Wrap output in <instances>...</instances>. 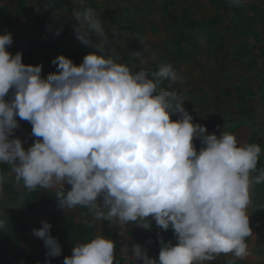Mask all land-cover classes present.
<instances>
[{
	"label": "clouds",
	"instance_id": "clouds-1",
	"mask_svg": "<svg viewBox=\"0 0 264 264\" xmlns=\"http://www.w3.org/2000/svg\"><path fill=\"white\" fill-rule=\"evenodd\" d=\"M231 3L238 7L243 0ZM74 17L76 38L97 51L79 66L58 55L52 60L57 71L46 78L42 64L26 65L22 52L8 51L11 32L0 34V164L28 191L54 190L63 210L83 207L97 221L150 230L154 220L158 228L173 230L177 242L161 238L158 259L135 243L136 264H211L228 254L247 258L251 190L264 183V167H257L261 145L239 144L231 132L208 134L206 126L193 123L185 99L169 90L181 82L172 64L133 71L91 40L89 33L105 37L92 8ZM164 81L167 89L161 87ZM17 117L32 125L36 139L27 149L19 137L10 139L19 127ZM7 179L0 172V192ZM41 224L32 231L44 242L51 264L62 248L50 234L52 225ZM120 251L126 253L127 245ZM63 264H119L116 244L96 235L76 243Z\"/></svg>",
	"mask_w": 264,
	"mask_h": 264
},
{
	"label": "crops",
	"instance_id": "crops-1",
	"mask_svg": "<svg viewBox=\"0 0 264 264\" xmlns=\"http://www.w3.org/2000/svg\"><path fill=\"white\" fill-rule=\"evenodd\" d=\"M48 1L52 0H0V34L11 32L13 37L8 51L13 55L22 52L26 65L42 64L45 78L57 71L52 60L58 55H65L79 66L85 55L97 51L76 38L77 21L64 26L50 22V13L54 11L46 7ZM101 1L104 0H84L83 7ZM231 5V0H150L148 8L135 13L133 25L124 28L119 26L122 15L100 6L104 10L95 14L105 27V37L89 35L93 42L105 45L107 54L133 71L143 67L151 72L158 70L161 63L172 64L181 82L169 90L177 91L185 99L184 107L193 116V123L206 126L208 134L231 132L239 144L254 143L258 141L255 137L264 135V0H243L238 6L244 9L241 14ZM35 37L40 49L29 45ZM141 59L147 63L141 65ZM161 87L167 89L168 82L164 81ZM17 120L19 127L10 139L19 137L27 149L36 139L31 135L32 125L19 117ZM194 143L197 150L202 147L199 140ZM0 172L8 174L0 193L11 198L1 211L9 214L8 223L14 219L20 223L21 234H13L11 240L22 247V256L24 252L28 260L36 257L46 264L44 242L34 237L32 230L41 228V221H47L52 225L50 234L62 248L61 256L50 258L51 264H63L76 243L88 242L96 235L115 242L121 264L114 222L95 220L87 208H59L54 190L28 191L22 182L15 181L6 164H0ZM70 187L66 184L65 191ZM17 209L21 210L20 218ZM129 225L134 245L140 244L151 258L158 259L161 238L164 242H177L171 228L160 229L154 220L150 230L134 223ZM211 264L244 262L228 254L218 256Z\"/></svg>",
	"mask_w": 264,
	"mask_h": 264
},
{
	"label": "rangeland",
	"instance_id": "rangeland-1",
	"mask_svg": "<svg viewBox=\"0 0 264 264\" xmlns=\"http://www.w3.org/2000/svg\"><path fill=\"white\" fill-rule=\"evenodd\" d=\"M160 1V0H159ZM102 3L89 2L86 6L87 8H92L94 12H100V10L105 11H115L117 15H122L120 19L119 26L128 27L132 26L134 22L135 13L138 10H143L148 8L150 5V0H104ZM61 3V7L59 6ZM69 4L71 6H69ZM83 5L77 3H69L68 0L60 1H48L46 7L54 11L50 13V22H57L58 26H64L68 23L76 22L74 14L76 12L82 11ZM92 6V7H90ZM100 6H103L102 9ZM57 17V18H56ZM58 17H63L59 19ZM70 21H69V20ZM70 25V24H68ZM253 141L254 143L260 144L262 147V155L258 162V169L264 167V135L263 138L259 136ZM258 173H253L257 175ZM11 200L10 196L0 193V220L4 223V229H0V264H44V260L41 259L39 262L36 257L32 259L26 258L25 253L23 256L21 253V246L19 243L11 240L13 234L20 235L16 230L20 226V223L14 219L11 224L8 223L10 216L7 211H1L4 207L6 200ZM251 200L252 203L249 206V218L250 227L252 228V235L248 238L247 243L250 250V255L241 259L244 264H264V209L259 208L264 206V183L255 184L251 190ZM17 214L19 218L21 217V210L17 209Z\"/></svg>",
	"mask_w": 264,
	"mask_h": 264
},
{
	"label": "built area",
	"instance_id": "built-area-1",
	"mask_svg": "<svg viewBox=\"0 0 264 264\" xmlns=\"http://www.w3.org/2000/svg\"><path fill=\"white\" fill-rule=\"evenodd\" d=\"M116 239L119 244V255L121 264H136L132 255V248L134 247V233L129 224L120 225L114 222ZM127 245V252L122 253L120 250L123 246ZM140 264V261L138 262Z\"/></svg>",
	"mask_w": 264,
	"mask_h": 264
},
{
	"label": "trees",
	"instance_id": "trees-1",
	"mask_svg": "<svg viewBox=\"0 0 264 264\" xmlns=\"http://www.w3.org/2000/svg\"><path fill=\"white\" fill-rule=\"evenodd\" d=\"M174 2H176V1H174ZM231 8L237 13V14H241L243 11H244V9L243 8H241V7H237V6H233V5H231ZM37 38L35 37L34 39H32L31 41H29V45L31 46V45H34V49H40L41 48V45L40 44H38L37 43ZM18 233H20L21 234V227L19 226L18 228H17V230H16Z\"/></svg>",
	"mask_w": 264,
	"mask_h": 264
}]
</instances>
